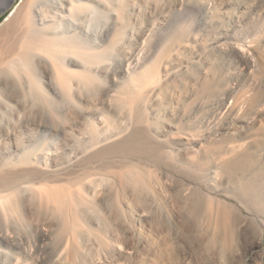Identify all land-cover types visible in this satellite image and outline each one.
Masks as SVG:
<instances>
[{"label":"bare ground","instance_id":"obj_1","mask_svg":"<svg viewBox=\"0 0 264 264\" xmlns=\"http://www.w3.org/2000/svg\"><path fill=\"white\" fill-rule=\"evenodd\" d=\"M15 1L0 0V12ZM188 4L182 0H19L11 16L0 24V225L12 212L26 220L48 210L64 233L53 255L55 261L68 252L71 259L83 255L86 246L78 244L77 238L83 241L85 234L101 237L103 230L93 229L91 214L109 231L108 241L102 237L103 244L121 245L118 236L125 220L111 221L105 209L85 200L83 191L94 195L105 188L107 192L111 183L131 186L136 198L145 186L137 164L156 167L170 162L168 139L154 126L159 97L157 86L152 85L154 77H135L132 72L145 49L153 47L151 38L145 44L140 42L146 34L155 37L171 27L184 42L181 36L196 30V22L190 19H164L140 28L125 12H189ZM197 7L202 15L207 14L204 3ZM238 7L245 13L224 15L223 33L218 38L230 50L247 49L251 56L246 67L249 84L231 88L223 105L246 114L259 112L264 105V53L256 57L251 51L264 41V20L249 16L243 3ZM209 23L215 30L213 20ZM217 77L211 76V84H203L197 96H218L224 86L222 76ZM30 112H35V120ZM255 135L264 139V126ZM198 177L200 188L204 176ZM199 194L206 196L202 191ZM230 218L218 208L216 215L210 216L207 234L194 238L198 250L213 249L222 255L232 238L228 236ZM262 224L254 229L258 237L264 234V221ZM42 237L48 235L43 232ZM173 240L160 236L147 244L156 245L158 260L169 264ZM14 254L0 248V264H22ZM140 259L136 264L143 263Z\"/></svg>","mask_w":264,"mask_h":264},{"label":"rangeland","instance_id":"obj_2","mask_svg":"<svg viewBox=\"0 0 264 264\" xmlns=\"http://www.w3.org/2000/svg\"><path fill=\"white\" fill-rule=\"evenodd\" d=\"M182 1L190 3L189 12H125L133 16L140 28L160 24L164 19L171 22L190 19L196 22V30L184 33L181 36L184 42L171 27H166L156 38L153 33L146 34L140 42L145 44L151 38L153 47L145 49L132 72L135 77L142 74L154 77L152 85L157 86L159 96L154 126L168 139L170 149H166L172 155L170 162L156 167L137 164L145 186L136 198L132 197L131 186L124 188L111 183L106 187L109 191L100 188L95 196L83 191L85 200L105 209L111 221L125 220L122 234L118 236L121 245L114 243L106 247L103 244L102 237L108 241L109 231L102 220L91 216L90 212L93 229L103 230L101 237L85 234L83 241L77 238L78 244L82 242L86 246L83 255L71 259L68 252L55 261L53 255L61 245L64 233L57 221L50 217V212H39L41 215L26 220L19 212H12L6 221H1L0 248L15 253L22 264H136L140 258L142 264H146L145 260L152 264H166L158 260V247L147 244V240L156 242L160 236L174 239L172 262L175 264H264V234L258 237L254 230L264 221V139L254 138L264 126V105L259 112L255 110L246 114L224 107V97L231 88L239 89L249 84L246 67L251 56L247 49L226 48L218 38L223 33L221 21L224 15L230 13L229 17H235L245 13L239 9L238 3L246 6L254 20L263 21L264 0ZM18 3L16 0L0 12V24L11 16ZM202 3L208 8L205 15L198 12L197 6ZM210 20L216 24L215 30H211ZM262 42L261 46L251 49L256 57L264 53ZM211 76H222L224 87L221 93L211 97L197 96L203 84H211ZM126 87L128 89L127 84ZM127 91L129 96L132 95L130 88ZM34 105L39 107V104ZM117 105L115 102L114 107L118 108ZM34 113L30 112L32 120H35ZM198 175L204 176L201 189ZM121 188L124 190L118 193ZM199 189L206 196L199 194ZM218 208L231 217L228 236L231 234L232 238L228 239L222 255L213 249L198 250L194 240L196 236L207 234L210 216H215ZM88 214L89 211L86 216ZM43 232L48 235L47 239L42 237ZM151 239L154 240L150 242ZM188 239L192 242L189 243Z\"/></svg>","mask_w":264,"mask_h":264}]
</instances>
